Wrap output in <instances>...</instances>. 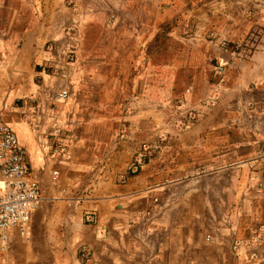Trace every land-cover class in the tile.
I'll use <instances>...</instances> for the list:
<instances>
[{
    "label": "crops",
    "instance_id": "1",
    "mask_svg": "<svg viewBox=\"0 0 264 264\" xmlns=\"http://www.w3.org/2000/svg\"><path fill=\"white\" fill-rule=\"evenodd\" d=\"M0 118L41 192L0 264H264V0H0Z\"/></svg>",
    "mask_w": 264,
    "mask_h": 264
},
{
    "label": "built area",
    "instance_id": "2",
    "mask_svg": "<svg viewBox=\"0 0 264 264\" xmlns=\"http://www.w3.org/2000/svg\"><path fill=\"white\" fill-rule=\"evenodd\" d=\"M75 6L74 1H68ZM65 32L69 33L71 27H65ZM74 45H70L66 50V60L74 58ZM215 73L223 74V64L218 62L215 65ZM60 83L56 86L54 99L64 100L68 97L69 91L65 86L66 81L70 77L68 71L59 72ZM33 98V97H30ZM216 96L213 95L210 103H214ZM34 99V98H33ZM186 114V121L182 122L181 128L186 127L196 117V111L189 107L185 102H180L179 106L174 112L175 121L179 122ZM129 163L128 171L130 173L137 172L143 165L144 161L149 155V147L143 145ZM58 153H65V146L63 149H58ZM120 181H124L125 177L119 176ZM0 179L3 181V186L0 188V242L5 246L9 231L14 226H23L29 222L31 213L36 209L41 202L40 186L36 179L29 175L28 155L26 150L19 144L18 138L13 129L2 121L0 118ZM259 189L264 191V167L263 178ZM87 220H91V216L86 215ZM262 229V228H261ZM264 233V228L260 231ZM256 239L252 238L246 240L245 243L250 245L255 243ZM78 264H101L97 259L91 255V250L87 245H80L77 249ZM252 261H259L264 259V251H253L250 254Z\"/></svg>",
    "mask_w": 264,
    "mask_h": 264
}]
</instances>
